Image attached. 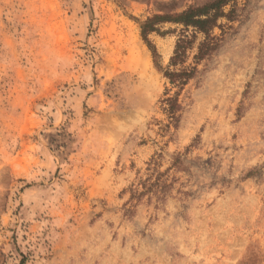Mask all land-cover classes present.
Wrapping results in <instances>:
<instances>
[{
  "label": "rangeland",
  "instance_id": "374dc122",
  "mask_svg": "<svg viewBox=\"0 0 264 264\" xmlns=\"http://www.w3.org/2000/svg\"><path fill=\"white\" fill-rule=\"evenodd\" d=\"M209 1L0 0V264H264V0L165 76Z\"/></svg>",
  "mask_w": 264,
  "mask_h": 264
},
{
  "label": "trees",
  "instance_id": "16d2710c",
  "mask_svg": "<svg viewBox=\"0 0 264 264\" xmlns=\"http://www.w3.org/2000/svg\"><path fill=\"white\" fill-rule=\"evenodd\" d=\"M235 0H210L205 6L197 8H189L178 15H171L168 19L169 22H173L177 25L183 26V36L179 39L174 56L171 59L170 67L165 73L170 84L173 87H181L186 85L195 75L196 69L191 67H182L185 59L187 58V52L193 49L194 41L197 36L204 35L205 41L199 45L198 54L194 57L196 61L204 59L217 48V40L212 36V31L218 27V21L222 17H227L224 13V9L234 2ZM162 19L155 17V20ZM153 21H149L143 28V35H147V32L153 31ZM188 34V35H187ZM174 68L171 70V68ZM173 99L167 100L169 110L174 117ZM163 191V188H161Z\"/></svg>",
  "mask_w": 264,
  "mask_h": 264
}]
</instances>
